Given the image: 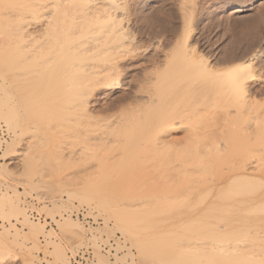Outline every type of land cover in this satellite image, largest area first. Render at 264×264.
Masks as SVG:
<instances>
[{
	"label": "rangeland",
	"instance_id": "obj_1",
	"mask_svg": "<svg viewBox=\"0 0 264 264\" xmlns=\"http://www.w3.org/2000/svg\"><path fill=\"white\" fill-rule=\"evenodd\" d=\"M239 2L252 9L233 20L227 12ZM23 12L25 19L13 18L33 24V14ZM120 27L132 40L125 47L106 42L89 57L66 53L71 60L63 61L78 59L76 66L92 71L111 67L108 89L104 83L92 90L93 72L70 68L74 63L69 72L59 69L63 76L45 72L49 54L62 43L47 45L54 50L44 58V45H32L37 57L28 38L18 54V36L6 40L14 51L0 39V264H75L81 252L89 255L87 264H264V203L229 190L258 182L263 190L264 137L254 126L264 127V93L235 105L225 99L227 86L213 81L215 73L177 58L188 40L196 60H220L219 68L263 50L249 79L254 91L263 87L264 2L136 0ZM43 28L36 24L35 36ZM31 58L43 63L35 60L31 70ZM56 63L60 68L62 61ZM199 84L206 89L197 91ZM150 96L157 100L148 104ZM81 99L88 110L79 109ZM247 165L260 181L240 178ZM233 175L237 179L228 180ZM238 196L239 206L210 218L201 213ZM117 217L163 230L148 233L142 256ZM224 224L233 228L214 231Z\"/></svg>",
	"mask_w": 264,
	"mask_h": 264
},
{
	"label": "bare ground",
	"instance_id": "obj_2",
	"mask_svg": "<svg viewBox=\"0 0 264 264\" xmlns=\"http://www.w3.org/2000/svg\"><path fill=\"white\" fill-rule=\"evenodd\" d=\"M3 1L5 2L4 4H3ZM131 1L134 2L136 0H134V1L133 0H15V1L14 0H8V1L7 0L6 1L0 0V8L3 10V12L0 13L1 14L0 15V19H1L0 21L1 22L4 21V24H2L4 26H2L1 22H0V25H1L0 30L2 29L1 27L4 28L7 25V28L5 27L6 29H2L0 31V39L4 41L2 43L3 45L5 43V44H7V46H9L10 43H13L10 41H12L13 39L14 40L17 39V36H18V40L21 41V43H19L17 45V43H15V41H14L16 47L17 46L19 47L20 44L24 43L27 40V41H29L28 45H30L33 42L30 45L31 48H33V47L38 48L39 46L43 47V45H44V47H43L44 49H48V47L50 45L52 48L55 49L56 47H54V46H56L57 44L60 45L62 43L60 46H58V48H56V50H57L56 55L58 54L57 56L55 55L56 50L53 49L54 50V52H53L51 47H49V48H51L50 50H52L51 52L49 50L48 51L45 50V52H44V49L42 48L43 49L42 50L40 47L39 48L41 50L39 52L41 53V55H43V57L45 56L44 53H46L47 57H49L51 55L52 58L51 57L50 58L53 59L50 61L49 60L50 58L49 59L47 58L46 61L47 62L50 61L49 66H51V67L53 66V67H52V69H51V67L48 68L47 71H45V72L49 71V75L50 74L52 75V73L54 71V74H57V76H60V75L63 76L64 71L59 70V69H65L66 68L65 70H67V72H69L68 71L69 66H71L74 63L70 68H72V67L75 68V66H76L75 63L78 61V59H77V61H73V63H72V61L69 62V60H71V59H69V56L71 57V54L73 56H76L77 54L80 53L83 56L85 55V56L89 57L90 55L93 54L94 51L100 50L106 44V42H109L110 44L115 42V45H117V46L119 45L122 47H125L127 42H129V43L132 42V40L130 38H126L125 36L121 35L122 34L121 33L122 28L120 27L122 22H123L125 15H126V10L129 6V4L132 3ZM6 2L10 3V4L7 5ZM12 2H13V4H12ZM7 6H9L8 10H7ZM10 7H12V9ZM1 9H0V11H1ZM5 9L7 10V13H6ZM9 9H11V10H9ZM251 9L252 8L248 4L239 2V3L235 4V6L231 7L227 13L231 19L239 20L241 18H244V15L248 11H250ZM23 11H29L30 13L33 14V17H35L33 19L34 20L33 24L26 22L27 23V25H26V23H25L26 20L30 21L29 18H27L28 13H25V14H27L26 15L27 19L25 21L20 20L25 15ZM22 12L24 15L21 14ZM3 13H4V15H3ZM5 14H6V16H5ZM20 14H21V16L22 15L23 16L20 17ZM7 15H9V18ZM14 15L19 16L20 19L17 20L18 17H16V19L13 18V17H15ZM3 16L5 19L3 18ZM29 17H31V16H29ZM10 18H12V19H10ZM24 19H25V17H24ZM10 20H13V21H10ZM15 20H16V23H15ZM8 21L11 22L10 26H9V24L5 25V23H7ZM18 21L21 23L24 21L23 25L21 23H19ZM14 23L18 24V25H15ZM39 23L42 24V26H44V28L37 37V36H35V25L39 24ZM12 24H14L13 26L15 28H17V29H15L14 27H12V28H14L13 31H15V32L12 31V28L10 29ZM20 24H21V26H20ZM24 25H25V27H24ZM22 26L24 28H21ZM16 30H18V31H16ZM11 33H13V34L16 33V35H13V38H12ZM24 38L25 39L28 38V39L25 40ZM9 39H11V40H9ZM6 40H8L10 43L8 41L6 42ZM112 40H115V41H112ZM65 42H67L68 44H65ZM33 44H34V46L32 47ZM35 44H38V45L35 46ZM0 45H1V43H0ZM47 45H49V46H47ZM63 45H65L64 48L61 47ZM7 46H5V47H7ZM11 46L14 47V44H11ZM11 46H9V47L11 48ZM46 46H47V48H46ZM5 47H4V49H5ZM16 47H14L11 50L14 51L16 49ZM18 47H17L18 50H15V52L20 51V49ZM8 48H6V50H8ZM1 49L3 50V47L2 48L0 47V51H1ZM38 49L35 48L34 53H33V55L37 54L36 55L37 57H38L39 53L36 52V54H35V50L38 51ZM59 49L62 51H60ZM58 50L60 51V55H61V53L64 55H62L60 57ZM2 52H4V51H1L0 57L2 55ZM18 52H16V53L18 54ZM47 52L48 53L53 52V53L49 54V56H48ZM66 53L69 56H67ZM4 54H5V52H4ZM4 54L2 55V57L4 56ZM9 54L10 53H8L6 55H9ZM53 54L55 55V57L53 56ZM74 54H76V55H74ZM177 54H178L177 58H179V60H181L182 62L183 61L186 62L189 59L193 62V65L197 69H199V70H201L207 74L215 73L216 74L215 76H217V77L213 81H215V84L223 82L227 86V92L225 95V99H227V101H231V102L233 101L235 103V105H249L248 100H251L254 97L253 94L255 95L257 93H264V90H263L264 86L262 87V85H259L261 87L258 89L256 87L255 91H254L255 85L253 87L251 85L252 83L250 84V82H249V79L251 77L255 76L254 75V73H255L254 63L262 57L263 50L254 54V55L252 54L247 59H245V61H243V62H240V61L234 59L231 62V64H229L225 68H222V67L219 68L222 65V62L220 60L217 61V63H215L214 65L209 62L208 58H205V57L196 60L194 48L192 47L191 42L189 40L186 41L185 47L183 46V48H181ZM6 55H5V57H6ZM46 56L44 58H46ZM64 56H67L69 59L66 61V63L63 62ZM10 57H11V55H10ZM58 57L61 60H58L59 59ZM173 58H174V56H173ZM35 60L37 61V64H38V62L40 63V61H42V60H40V58L34 59V60L32 59L31 61H35ZM166 60H168V59H166ZM13 61H15V60H13ZM27 61H28V59H27ZM36 61L31 64V67H32L31 70L35 69L33 67L36 65L35 64ZM57 61L58 62L62 61V64L59 63L60 65H58V66H60V68L56 67ZM52 62L55 65L51 64ZM42 63H43V61L41 62V64ZM168 63H169V60L166 61V65ZM66 64L68 66H65ZM11 65H12V63H11ZM61 65H64V66H61ZM44 66H48V64L47 65L43 64V67ZM77 66H76L77 68H75V69H77L76 71H83V69H85L86 71L90 72L93 69L90 67V65L85 66L87 69L90 68V70H87L86 68H84L83 64H81V66H80V64H77ZM56 69H58L59 71L55 72ZM112 70L113 69L111 67H108V68L105 67L101 71L100 70H98V71L94 70V71H92L93 73L91 72L92 74L89 73V75H91V78L96 79V80L94 79L95 81L92 79L94 82L92 90L96 86L104 85V83H106L105 86L107 87L105 89H108L111 86V84H109L107 82H109V79L112 75ZM50 71H52V73ZM76 71H74L73 73H75ZM91 78L89 76L90 80H91ZM15 79H12V80H15ZM15 81L18 82V81H20V79H18V81L17 80H15ZM22 81L24 82V79ZM15 86H17V85L15 84ZM102 87H104V86H102ZM196 88L198 89V90L196 89L197 91H199V90L202 91V90L206 89V87L201 85V84H199ZM155 98L156 97H154V99H153V97L150 96V98L148 97L146 101L148 104H150V103L154 102L155 100H157ZM213 99L216 100L217 98L214 97ZM80 101H82V102H80L82 105L81 106L78 105L79 109L82 108V110H85V111L88 110V106H89L88 102L87 101L83 102V99H81ZM257 124H259V123H256V125L254 123L255 135L257 133H259V131H261L260 134H263V137H264V132H262L264 130L263 129L264 127L258 128ZM256 126H257V129H256ZM260 139L262 140L261 135H260ZM159 144H160L159 147L160 146L164 147L168 143L166 142V144H165V142H160ZM261 149H262V151H264V142L261 143ZM14 155H17V153H15ZM253 169H254V167H252L250 165L245 166V168L243 169V172H242L243 175H240V178H243V177H251L252 178V176H253V178L255 179V177H254L255 175H253L254 173L251 175L249 173H247L249 171H253ZM235 177H237V176L233 175L228 180L237 179ZM257 179H258V181H260L258 177H257ZM257 179H255V180H257ZM258 184H259V182L257 184L254 183L253 185L250 186L249 189H247V188L244 189V186H242L243 183H239L237 186L230 185L231 189H229V190L230 191L233 190L234 191L233 195H235V196L236 195H243V196L245 195L246 199H249L251 202L258 200L259 202L264 203V187H263V190L260 191ZM241 197L242 196H238V198H235L232 202H226V203L224 202L222 204H220L218 202H217L218 204H215L213 202V203H211L212 205H209L208 208H205V210L201 213L203 216H207L210 218V216H212L211 213H213V212L218 213L217 211L220 209L226 210L227 207L239 206L240 202H241V200H240ZM195 212H191V215H193ZM219 212H221V211H219ZM23 217L25 218V220H28L27 216L23 215ZM197 217H199V216H197ZM207 217H202V218L207 220L208 219ZM119 220L120 221L122 220L119 224H122V226L124 225L126 228H128V232L132 235L131 237L134 238L133 242L138 246L139 252L143 256V254H145V251H146L145 246L152 239L151 234L149 236L148 233L149 232L154 233V231L156 230V229L154 230V227H152L153 223L151 222V224H150L151 226H149V228H148V227H139L144 222V220L137 223L136 221H132L130 219H127V220L120 219V218L118 219V217H117L115 219L117 224H118ZM196 220H198V219H196ZM193 222H195V224H197L196 221L192 220V223ZM261 224H262V227L264 228V221H262ZM124 226L122 228L123 230H124ZM211 226H214V225H211ZM206 227L208 228L210 226H206ZM231 227L233 228L232 224H224V225H215L213 228H216L214 231L217 233H226V231L228 229H230ZM158 229L159 230L161 229V231L163 230L162 228H157L156 231H159ZM138 235H139V237H137ZM153 237H154V235H153ZM205 245H206L205 243H201L200 248H205Z\"/></svg>",
	"mask_w": 264,
	"mask_h": 264
},
{
	"label": "built area",
	"instance_id": "obj_3",
	"mask_svg": "<svg viewBox=\"0 0 264 264\" xmlns=\"http://www.w3.org/2000/svg\"><path fill=\"white\" fill-rule=\"evenodd\" d=\"M88 257V254H84L81 252L73 258V262L75 264H87Z\"/></svg>",
	"mask_w": 264,
	"mask_h": 264
},
{
	"label": "snow or ice",
	"instance_id": "obj_4",
	"mask_svg": "<svg viewBox=\"0 0 264 264\" xmlns=\"http://www.w3.org/2000/svg\"><path fill=\"white\" fill-rule=\"evenodd\" d=\"M262 2H264V0H262Z\"/></svg>",
	"mask_w": 264,
	"mask_h": 264
}]
</instances>
